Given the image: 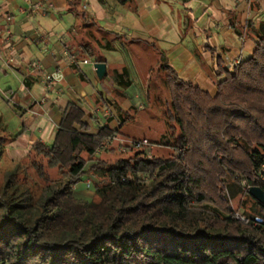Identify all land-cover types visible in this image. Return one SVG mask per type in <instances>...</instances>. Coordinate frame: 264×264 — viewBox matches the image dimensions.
<instances>
[{"label":"trees","instance_id":"1","mask_svg":"<svg viewBox=\"0 0 264 264\" xmlns=\"http://www.w3.org/2000/svg\"><path fill=\"white\" fill-rule=\"evenodd\" d=\"M256 35L251 58L227 71L215 94L166 68L177 155L141 152L85 168L82 153L95 154L117 130L78 131L85 113L70 104L49 151L71 176L35 199L16 172H6L0 264H264V203L245 191L261 217L248 214L245 222L229 196L242 192L241 178L264 189V22ZM6 137L0 134V160ZM90 170L107 180L95 186L98 201L73 194Z\"/></svg>","mask_w":264,"mask_h":264},{"label":"crops","instance_id":"2","mask_svg":"<svg viewBox=\"0 0 264 264\" xmlns=\"http://www.w3.org/2000/svg\"><path fill=\"white\" fill-rule=\"evenodd\" d=\"M262 22L264 0H0V94L41 121L52 114L54 136L75 104L85 113L78 131L117 130L93 154L110 158L123 144L115 88L144 82L141 71L159 64L166 82L172 67L215 94L224 65L253 55ZM97 62L106 64L103 78Z\"/></svg>","mask_w":264,"mask_h":264},{"label":"rangeland","instance_id":"3","mask_svg":"<svg viewBox=\"0 0 264 264\" xmlns=\"http://www.w3.org/2000/svg\"><path fill=\"white\" fill-rule=\"evenodd\" d=\"M150 72L141 71L144 82L127 85L125 91L124 87L118 86L111 92V98L116 101L115 109L121 118L119 138L116 139L118 141L123 139L126 146H129L132 141L147 139L152 145L151 149L124 151L120 148V151L110 158L108 155L107 157H96L84 152L81 157L86 162L85 168L90 166L92 160L99 158L114 160L118 157L145 155L141 152H146L147 156L171 157L181 151L173 147L175 138L180 134V128L176 122L168 120L171 94L163 71H161V65H156V69ZM10 79L12 82H8L9 86L17 90L21 82H16L11 77ZM0 88L7 90L5 87ZM147 91L150 93L149 96ZM1 94L0 134H5L8 138L6 137L4 154L0 160V186L5 181L6 172L14 171L17 181L28 188L33 197L37 199L43 196L53 184L68 179L72 172L71 168L61 165L50 154L55 121L52 114L48 115L47 121H41L37 110H31L28 105L24 108L19 103H15L12 98ZM21 134L23 135L19 137ZM164 135H166L165 138ZM106 181L102 179L101 173L96 174L90 170L74 185L73 194L81 200L98 201L95 186L103 185ZM239 183L242 192L237 196L229 194L233 213L237 218L239 217L236 213L245 216L248 221V214L256 215V219L261 220L257 213L258 208L251 197L244 193L248 190L246 180L241 178ZM36 212V209L30 211L32 216Z\"/></svg>","mask_w":264,"mask_h":264},{"label":"built area","instance_id":"4","mask_svg":"<svg viewBox=\"0 0 264 264\" xmlns=\"http://www.w3.org/2000/svg\"><path fill=\"white\" fill-rule=\"evenodd\" d=\"M83 62L84 63H88V62H90V60L89 59H85ZM241 62H242L241 59H235L233 62L225 64L224 67L226 68L227 71L231 72ZM122 142H123V144L121 146V149H123L124 151L127 150V149H135V150L136 149L137 150H142V149H147V148L150 149L152 147V145L150 144L149 140H147V139L132 141L129 146L124 145V140H122ZM259 177L264 181V165L259 171ZM88 185L90 186V182H88ZM248 189H249V187H248ZM236 214L243 221H248V219L245 216H243V215H241L239 213H236Z\"/></svg>","mask_w":264,"mask_h":264},{"label":"water","instance_id":"5","mask_svg":"<svg viewBox=\"0 0 264 264\" xmlns=\"http://www.w3.org/2000/svg\"><path fill=\"white\" fill-rule=\"evenodd\" d=\"M95 68L98 76L103 78L106 74V64L103 62L95 63ZM249 193L259 202L264 203V189L259 186H250Z\"/></svg>","mask_w":264,"mask_h":264}]
</instances>
